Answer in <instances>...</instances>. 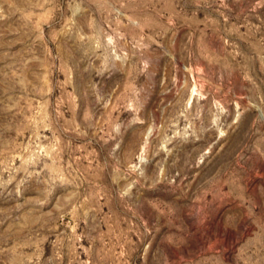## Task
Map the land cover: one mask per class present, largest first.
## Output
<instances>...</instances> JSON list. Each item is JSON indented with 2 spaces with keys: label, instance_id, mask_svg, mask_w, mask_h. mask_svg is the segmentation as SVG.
I'll return each mask as SVG.
<instances>
[{
  "label": "rangeland",
  "instance_id": "rangeland-1",
  "mask_svg": "<svg viewBox=\"0 0 264 264\" xmlns=\"http://www.w3.org/2000/svg\"><path fill=\"white\" fill-rule=\"evenodd\" d=\"M0 264H264V0H0Z\"/></svg>",
  "mask_w": 264,
  "mask_h": 264
}]
</instances>
